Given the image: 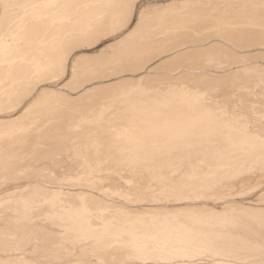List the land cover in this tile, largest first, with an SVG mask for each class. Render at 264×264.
Here are the masks:
<instances>
[{
	"label": "bare ground",
	"instance_id": "1",
	"mask_svg": "<svg viewBox=\"0 0 264 264\" xmlns=\"http://www.w3.org/2000/svg\"><path fill=\"white\" fill-rule=\"evenodd\" d=\"M165 1L168 9L199 4ZM119 3L0 0V264H44L57 258L70 264L93 259L108 264H172L191 255L203 264H264L260 194L252 195L255 203L261 200L254 205L235 197H244L247 189L260 187L264 180V143L258 134L248 133L244 126L248 120L223 118L236 113L252 117L237 106L239 102L234 104L241 95L237 89L221 95L158 81L150 89L135 85L116 98L105 95V102L98 96L88 100L98 89L130 80L125 71L136 68L139 58H154L142 63L149 68L216 46L236 61L264 54V39L255 40L259 32L251 30L257 27L264 33L263 26L235 30L240 33L230 41L236 49L208 38L234 32L228 23L192 31L177 28L172 12L160 11L140 32L142 43L133 38L121 50L135 48L136 54H115L122 64L119 70L101 71L83 93L77 88L63 97L54 87L39 108L26 100L18 107L6 103L26 79L33 81L34 74L54 73L68 45H75L81 56L91 55L84 50L111 29ZM248 3L257 20H264V0ZM235 67L244 84L253 83V71ZM200 80L208 82L205 74ZM46 89L34 91L33 101ZM223 96L229 102H220ZM229 103L238 108L218 117L222 105ZM260 105L255 109L259 111ZM229 131L231 137L226 136ZM81 152L89 156L82 162L76 158ZM252 171L261 173L244 177ZM177 173L178 180L213 189V196L203 204L193 201L191 207L187 201L161 199L159 194L174 183ZM21 178L25 181L18 182ZM148 200L151 206H146Z\"/></svg>",
	"mask_w": 264,
	"mask_h": 264
},
{
	"label": "rangeland",
	"instance_id": "2",
	"mask_svg": "<svg viewBox=\"0 0 264 264\" xmlns=\"http://www.w3.org/2000/svg\"><path fill=\"white\" fill-rule=\"evenodd\" d=\"M159 1L160 2H156V3L159 5L161 11L164 12L168 10L169 12H172L174 14V18L175 17L176 18L175 19L173 18L174 19L173 22L175 23L174 25L177 28L182 27V28H185L187 30H192V31H196V30L198 31V29L206 31L208 30V28L209 29L217 28L216 25H218L219 23H228L229 24L228 28L230 30L233 29L234 32L233 31L230 32L227 30L228 32H224V31L222 32L223 35H212V36H209L208 38L209 40L212 38H217L224 45H227L230 47L232 46L236 49H238L236 44L234 45V43L230 41L231 39L230 37L240 33V32L238 33L235 30L240 31L243 29H248V27L250 26H263L264 27V20L263 19L257 20L256 18V15H255L256 13L252 9L254 6L251 5L250 8H247V6L249 5L248 2L250 0H199L198 5L192 4L194 2H190L189 5H185V4L176 5L172 9L167 8L168 1H165V0H159ZM115 19L116 18H114V20L111 22V28L113 27ZM167 29L169 28L167 27L166 30L163 31L161 34L166 32ZM251 30H254V32L255 31L259 32L255 36V40L264 39V33H260L263 31L261 28L259 30V28L253 27ZM224 33L225 34L227 33V34L224 35ZM103 38L108 39L106 35ZM133 38L136 40L138 39V45H140L142 41L144 40L141 33H138L137 35L128 38L127 41ZM111 43L112 42L109 41V44L106 45L101 40H98L95 44H93L94 46L84 51L91 54L87 56H95L96 52L93 51V49L99 48V50H103V48L108 47ZM133 47H135V45H133L131 48ZM139 47H137V49L140 50L141 48ZM252 47L256 48L259 46L254 45ZM134 49L126 50V51L118 50L115 52V54H121V56L123 57L125 55H135L136 52L133 51ZM225 54L226 53H222V49L220 47L216 46V47L209 48L203 52L200 51L198 53H188L186 55L174 58L169 63L159 64L158 66L149 67V68L143 67L142 63L145 61L146 63L153 61L154 58H152V60H150L149 58H139V65L136 68L125 71L126 74H130L129 76H127V77H130V80H127L125 83H122V84H115V85L111 84L110 86H106V89H98L93 94L88 96V100L93 101L95 100V98L101 97L100 102H105L104 100L105 95H111L115 97L116 95L118 96V95H121V93L126 92V90H130L131 87L135 85H138L141 88L150 89V88H153L158 81L169 82L170 83L169 85H184V86H190L194 88H201L202 90H204V92H210V90H214L215 92L220 93L221 95L223 94L222 92H224V94L225 93L229 94V92H231L232 89L233 90L237 89L236 90L237 93H241V95L236 96L237 99L234 100L235 101L234 104L237 105L238 102L240 103L241 100L246 101V103L245 102L243 104L240 103L241 106L239 104L237 106L240 107L241 110L243 111L246 110L247 112L249 110L248 114H250V116L252 117H249V116L243 117L239 115L238 113H236L233 116H229V117L224 116L226 115L224 113L228 111L229 112L235 111L238 108L237 106H231L232 102L231 104L229 103L228 105H222V108L220 109L219 112L216 113V115L218 117H222V115L224 114L223 118L225 120L235 119L237 121L240 119L242 120V118H244L248 120L247 124L244 125L248 127V133L258 134L260 136L261 128L259 125V117H255L254 115H256L257 112L261 113V109L258 111V109H255V108L256 107L258 108L260 104H261L260 105L261 107L262 101H264V79H263L264 78V54H255V55L247 56L246 58H243L240 61H236L234 58L229 57L227 55L225 56ZM237 65L246 66L248 71H253L254 73L253 75H255L254 77L252 76L253 83L250 82L248 84L249 86L252 85L251 86L252 88L251 87L249 88L247 84L243 83L244 78L243 76H241L242 74L238 76L233 71L236 68L235 66ZM229 69H232L231 72ZM132 74H139V75L137 76V79H136L131 76ZM204 74L206 76V81L208 82H203L202 80H200V78ZM19 77H21V79L26 78L25 75H21ZM242 78H243V81H242ZM26 80L27 81L24 83L25 85L23 86V88H21L18 91L17 95L14 96L9 101L7 100L6 103L8 104L11 103L12 106L15 105L14 107L20 106V104L22 103V100L24 101L26 100V102L36 103L37 100L33 101V99L31 98L35 94L34 92L35 90L32 89V86L35 85L37 87L38 83L45 85L44 88H47V89L45 90L44 93H48V94H50L51 92L49 90L50 88L59 87V92L61 91L59 95L61 94V96L63 97L66 94H74V92L77 91L76 89L77 88L79 89V87H76V85H67L66 87L65 84L64 85L59 84L55 73H51V74L47 73L44 76L40 75L39 73H36L34 74V78H33L34 82L32 81L33 83L29 81L28 79ZM224 80L226 82L224 85H222L221 81H224ZM240 81H242L243 84ZM221 86L227 87V89L222 91ZM248 89L249 91H247ZM243 91H246V95L244 94L245 92ZM250 93H252V95H250ZM153 95H156V93L148 94L147 96H153ZM145 97L146 96H143V99ZM227 98L228 97L223 96L220 102H223V100H225L224 102L226 101L229 102ZM260 98H262L263 100L262 99L260 100ZM115 100H118V99H115ZM237 100H240V101H237ZM251 100H253V102H251ZM252 103L254 106H256L254 107V110L253 109L251 110L249 108V106ZM256 104H259V105H256ZM253 105H252V108H253ZM24 118L25 116H23L22 119ZM158 118H161V117H158ZM10 122L4 124L3 126H10L12 124ZM232 125L236 127L237 122L232 123ZM228 133L229 134L225 133L227 134L226 136L231 137L233 132L229 131ZM88 157L89 156L87 154L82 153V152L78 154V156H76V158L79 159L81 162L86 160ZM260 173H261L260 171L245 172L244 177L255 176ZM19 181L23 182L25 181V179L21 178V180H18V182ZM258 188L259 187H253L251 189H247L246 193L242 194L244 195V197L242 195H241L242 196L241 198H238V196H235V197L239 199L241 202L243 201V203H246V200H247L249 203L247 202L246 204H253V203L258 204V202L259 204H261V202L262 204H264V202L261 201L260 199L259 200L261 202L258 200L257 203H255L256 201L250 200L251 198H255L256 194H258L252 190L258 189ZM254 193H255L254 195L255 197L252 196ZM235 197L233 196L232 198L235 199ZM239 197H240V194H239ZM148 201H147L146 206H151L150 201L149 202ZM106 218L108 220L109 217H106ZM99 222L97 220V223Z\"/></svg>",
	"mask_w": 264,
	"mask_h": 264
},
{
	"label": "snow or ice",
	"instance_id": "3",
	"mask_svg": "<svg viewBox=\"0 0 264 264\" xmlns=\"http://www.w3.org/2000/svg\"><path fill=\"white\" fill-rule=\"evenodd\" d=\"M119 9L120 11L114 21L113 27L94 38L101 40L106 45L111 41L112 43L108 47L103 48V50H99V48L93 49L96 52L95 56L79 55L75 45H68L64 49L63 55L59 58L53 69L59 84L64 85L66 81L69 85L79 84L81 85L79 91L83 93L90 83L96 82L95 77L101 71L119 70L122 64L115 57V52L124 49L128 38L144 30L148 22L153 20L161 11L155 0H120ZM222 27L226 29L228 25H223ZM105 35L108 39L103 38ZM44 86L38 83L35 92L40 93L41 88ZM47 95L49 94L42 93L40 95L36 101L37 108L41 106ZM240 103L243 104L244 101L241 100ZM259 125L261 128L260 136L262 143H264V101H262ZM177 176H179V173L173 176L174 183L159 194L161 199L187 201L189 202V207H191L193 201L203 204L205 198L210 199L213 196V189L204 190L196 188L194 184H190L184 179L178 180ZM252 191L258 192L261 200L264 201V180H262L258 189H253ZM154 195L156 194L154 193ZM44 264H70V262L57 258L46 260ZM76 264H81V262H76ZM82 264H108V262L93 259L91 262L84 261ZM123 264H127V262H123ZM172 264H203V262L200 257L191 255L186 256L182 260L176 259L172 261Z\"/></svg>",
	"mask_w": 264,
	"mask_h": 264
}]
</instances>
